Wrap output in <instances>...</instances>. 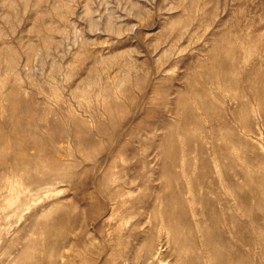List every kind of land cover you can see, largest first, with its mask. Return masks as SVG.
Segmentation results:
<instances>
[{"label": "rangeland", "instance_id": "374dc122", "mask_svg": "<svg viewBox=\"0 0 264 264\" xmlns=\"http://www.w3.org/2000/svg\"><path fill=\"white\" fill-rule=\"evenodd\" d=\"M49 237L55 264H264V0H0V264Z\"/></svg>", "mask_w": 264, "mask_h": 264}, {"label": "bare ground", "instance_id": "6f19581e", "mask_svg": "<svg viewBox=\"0 0 264 264\" xmlns=\"http://www.w3.org/2000/svg\"><path fill=\"white\" fill-rule=\"evenodd\" d=\"M233 60V59H232ZM233 64V63H232ZM235 67V66H234ZM252 109V108H251ZM252 110H254V109H252ZM4 146H6V145H4ZM8 148V147H7ZM4 153V152H3ZM6 154V153H5ZM13 162V161H12ZM171 165H172V163H171ZM24 173V172H23ZM4 176V175H3ZM5 179V178H4ZM51 182V181H50ZM169 182V181H168ZM177 182V181H176ZM183 182V181H182ZM181 182V183H182ZM186 182V181H185ZM167 183V182H166ZM165 183V184H166ZM202 183V182H201ZM14 184V183H13ZM133 184V183H132ZM134 184H136V183H134ZM164 184V185H165ZM169 184H171V183H169ZM175 184V183H174ZM177 184V183H176ZM190 184V183H189ZM163 185V186H164ZM167 185V184H166ZM187 185V184H186ZM185 185V186H186ZM197 185V184H196ZM200 185V184H199ZM175 186V185H174ZM198 186V185H197ZM196 186V187H197ZM181 187H183V186H181ZM13 188V187H12ZM164 188V187H163ZM176 188L177 189H179L178 188V186L176 187L175 186V189H173V190H176ZM200 188H202V187H200ZM200 188H199V190H200ZM15 189V188H14ZM17 189V188H16ZM165 189V188H164ZM169 189V188H168ZM171 189V188H170ZM187 189H188V192L187 193H189V192H192V194H194V191H193V188H191L190 186H188L187 187ZM197 189V188H196ZM25 190V189H24ZM170 191V190H169ZM176 191H178V190H176ZM175 191V192H176ZM198 191V190H197ZM11 192V191H10ZM166 193H167V190L165 191ZM202 192V190L200 191V193ZM130 193H132V192H130ZM129 193V194H130ZM161 193V192H160ZM159 193V194H160ZM162 193H163V191H162ZM173 193V192H172ZM128 194V195H129ZM134 193H132V195H133ZM168 194H170V193H168ZM167 194V195H168ZM176 194H178V193H176ZM181 194V193H180ZM163 195V194H162ZM171 195V194H170ZM169 195V196H170ZM188 195V194H187ZM105 196H106V198H108L109 200H111V216H114L116 219H118V220H120L121 222H123L124 221V219L126 218V217H128V216H130L131 217V215H137L138 213H139V209H137V207H136V205H135V203H130V205H128V200H126V198H124L125 196H124V194H118L117 192H115V193H109V194H105ZM163 196H165V194L163 195ZM9 197V196H8ZM13 197V196H12ZM176 197V196H175ZM174 197V198H175ZM182 197V196H181ZM130 198V197H129ZM164 198H166V197H164ZM168 198V197H167ZM161 199V198H160ZM160 199H158V200H160ZM169 199V198H168ZM187 199V198H186ZM167 200V199H166ZM181 200V199H180ZM163 201V200H162ZM164 201H165V199H164ZM182 201H183V199H182ZM11 202H12V200H11ZM14 202V201H13ZM157 202H161V201H157ZM186 203V202H185ZM188 203H189V201H188ZM193 203V202H192ZM11 204V203H10ZM157 204V203H156ZM174 204V203H173ZM180 204V203H179ZM158 205V204H157ZM175 205H176V203H175ZM194 205V204H193ZM167 206V205H166ZM187 206H188V204H187ZM198 206V205H197ZM169 207H170V205H169ZM172 207V206H171ZM66 208V207H65ZM158 208V207H157ZM164 208V207H163ZM181 208L183 209V210H185L187 207H185V205L183 206V205H181ZM64 210V209H63ZM157 210V209H156ZM172 210V209H171ZM176 209H174V211H175ZM158 211V210H157ZM154 212L156 213V211L154 210ZM180 212V211H179ZM186 212V211H185ZM190 212H191V216H192V218H194L195 216H196V214H197V210H196V208L194 207V206H191V208H190ZM65 213V212H64ZM162 213V212H161ZM160 213V214H161ZM168 213H170L171 214V212H168ZM51 214V213H50ZM151 214V213H150ZM150 214H149V216H150ZM166 214V213H165ZM164 214V215H165ZM204 214V213H203ZM153 216H155V215H153ZM168 216V215H167ZM176 216V215H175ZM64 217V216H63ZM169 217H171V216H169ZM167 218V222L165 221V219H161L162 220V225H164L162 228H164L165 230H166V232H167V234L169 233V230H175L176 231V229H179V224L176 222V221H174V219L172 220V219H170V218ZM182 217V216H181ZM154 218V217H153ZM173 218V217H172ZM178 218V217H177ZM198 218V217H197ZM204 218V217H203ZM61 219V218H60ZM156 219V218H155ZM157 219H160V218H157ZM179 219V218H178ZM184 220V219H183ZM207 220V219H206ZM60 221V220H59ZM61 221H63V220H61ZM158 221V220H157ZM153 222V221H152ZM53 223V222H52ZM120 223V222H119ZM154 223V222H153ZM197 223V222H196ZM205 223V222H204ZM59 224H60V222H59ZM75 224V223H74ZM182 224V223H181ZM195 224V223H194ZM201 224V223H200ZM154 225V224H153ZM157 225V224H156ZM184 225V224H183ZM136 226V225H135ZM150 226H152V225H150ZM149 226V227H150ZM199 226H202V225H199ZM206 226V225H205ZM227 226V225H226ZM118 227V226H117ZM58 228V227H57ZM66 228V227H65ZM159 228V227H158ZM158 228L156 229V230H158ZM191 228H193V227H191ZM198 228V227H197ZM200 228H202V227H200ZM151 229H152V227H151ZM188 229V228H187ZM60 231V230H59ZM151 231V230H150ZM161 231V230H160ZM58 232V231H57ZM155 232V231H154ZM51 234H53V233H55V232H50ZM156 233V232H155ZM159 233V232H158ZM48 234H49V232H48ZM154 234V233H153ZM181 234V233H180ZM54 235V234H53ZM53 235L52 236H50V237H53ZM56 235H59V234H56ZM55 235V236H56ZM173 235H175V234H173ZM179 235V234H178ZM187 235V234H186ZM64 236V235H63ZM170 236V235H169ZM46 237V236H45ZM48 237V236H47ZM49 237V240L51 239L52 240V238H50ZM155 237V236H154ZM158 237H160V236H157L156 238H158ZM165 237H166V234H165ZM181 236H179V238H180ZM54 238V237H53ZM62 238V237H61ZM151 238V237H150ZM167 238H168V236H167ZM171 238V237H170ZM201 238V237H200ZM193 239H195V238H193ZM202 239V238H201ZM201 239H200V241H201ZM49 240H47L48 242H49ZM51 240H50V245L49 246H46L47 245V243H46V245H44L43 244V246H40V247H42V250L44 251V252H48L49 254L46 256V257H48L47 258V261H48V263L49 264H55L56 262H58L64 255L62 254V253H60V250H59V245H58V240H56V238H55V240L53 239V241L51 242ZM155 240V239H154ZM158 240V239H157ZM156 240V241H157ZM183 240V239H182ZM184 240H185V238H184ZM199 240V239H198ZM60 241V240H59ZM153 241V240H152ZM151 241V242H152ZM155 241V242H156ZM163 241V240H162ZM177 241H178V239H177ZM68 242V241H67ZM70 242V241H69ZM165 242V241H164ZM205 242V241H204ZM66 244V243H65ZM165 244V243H164ZM179 244V243H178ZM159 245V244H158ZM146 246H147V244H146ZM47 247H48V249H47ZM63 248V247H62ZM143 249V248H142ZM140 251V250H139ZM146 251H148V259L150 258V257H152V256H154L155 254H159V249L157 248V246L156 247H153L152 245H150V246H148V250H146ZM179 251V250H178ZM142 252V251H141ZM43 253V252H42ZM25 255V254H24ZM142 255V254H141ZM140 255V256H141ZM27 256V255H26ZM37 256L38 255H36V258H37ZM40 256H41V254H40ZM159 256V255H158ZM39 257V256H38ZM163 257V256H162ZM181 257V256H180ZM41 258V257H40ZM31 259V258H30ZM33 259V258H32ZM147 259V260H148ZM151 259V258H150ZM29 260V259H28ZM138 260V259H137ZM146 260V261H147ZM159 260H161L160 258H159ZM34 262H36L35 260H33ZM33 261H32V263H33ZM38 262V261H37ZM29 264H31V262L29 263Z\"/></svg>", "mask_w": 264, "mask_h": 264}]
</instances>
